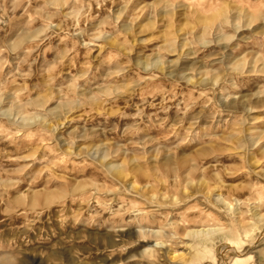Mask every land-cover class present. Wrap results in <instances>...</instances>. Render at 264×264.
<instances>
[{"label":"rangeland","instance_id":"obj_1","mask_svg":"<svg viewBox=\"0 0 264 264\" xmlns=\"http://www.w3.org/2000/svg\"><path fill=\"white\" fill-rule=\"evenodd\" d=\"M0 264H264V0H0Z\"/></svg>","mask_w":264,"mask_h":264},{"label":"bare ground","instance_id":"obj_2","mask_svg":"<svg viewBox=\"0 0 264 264\" xmlns=\"http://www.w3.org/2000/svg\"><path fill=\"white\" fill-rule=\"evenodd\" d=\"M25 121V120H24Z\"/></svg>","mask_w":264,"mask_h":264}]
</instances>
